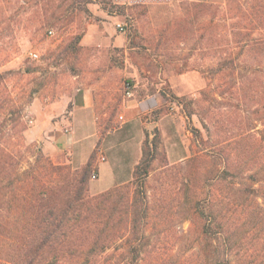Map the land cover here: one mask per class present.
<instances>
[{"label":"rangeland","instance_id":"374dc122","mask_svg":"<svg viewBox=\"0 0 264 264\" xmlns=\"http://www.w3.org/2000/svg\"><path fill=\"white\" fill-rule=\"evenodd\" d=\"M229 1L176 0L120 9L110 0H0V147L19 151L18 135L23 134L24 145L49 157L26 138L35 123L30 108L35 102L40 109L69 102L85 87L112 99L107 109L113 117L124 102L137 104L150 138L160 139L141 186L132 181L116 185L133 179L142 155L143 129L137 121L102 138L88 133L75 147L86 155H75L73 165L93 147L103 150L106 162L101 161L98 179L90 180V195L114 190L120 203L117 219L125 210L122 202L136 189L147 202L151 241L141 264H199L191 225L197 218L189 200L210 195L216 145L232 144L226 151L236 146L239 152L245 136L252 135L261 147L264 124L257 119L264 113L263 89L246 83L262 80L254 68L264 62V50L243 52L234 46L231 23L237 18L230 12L233 4L241 18L239 8L259 0ZM263 33L256 31L249 44ZM231 59L241 63L235 81L226 71L218 73V66ZM31 152L24 154L30 157ZM196 155L201 158L187 163ZM64 164H70L69 157Z\"/></svg>","mask_w":264,"mask_h":264},{"label":"trees","instance_id":"16d2710c","mask_svg":"<svg viewBox=\"0 0 264 264\" xmlns=\"http://www.w3.org/2000/svg\"><path fill=\"white\" fill-rule=\"evenodd\" d=\"M239 9L241 18L230 5L237 18L231 23L234 46L243 52L263 51L264 33L253 45L248 41L256 31H264V0ZM240 64L234 59L225 61L218 73L226 71L235 81ZM247 65L243 62L241 68ZM254 69V74L262 73V80L254 83L252 79L246 86L260 87L264 98V62ZM257 120L264 124V113ZM18 136L19 151L14 146L0 147V264H141L151 240L146 232L149 206L137 189L122 202L125 210L117 219L120 203L114 199V190L90 195L96 152L76 169L70 164H54L41 151L24 145L23 134ZM262 136L257 148L254 137L246 135L239 152L236 146L232 152L226 151L232 144L216 145L213 158L217 163L212 162L209 170L213 181L210 195L193 203L189 200L197 218L191 225L199 246V264H264V133ZM159 144L157 137L144 141L133 184L141 186L149 176ZM28 151H32L30 157L24 154ZM200 158L196 155L186 161Z\"/></svg>","mask_w":264,"mask_h":264},{"label":"crops","instance_id":"0c3cea01","mask_svg":"<svg viewBox=\"0 0 264 264\" xmlns=\"http://www.w3.org/2000/svg\"><path fill=\"white\" fill-rule=\"evenodd\" d=\"M175 1L176 0H110L113 5L131 8L169 5ZM111 101L112 99L110 98L104 100L100 96L95 95L93 88L85 87L78 89L77 93H75L69 102L68 100L50 102L44 106V108H41L42 110L37 102H35L33 107L30 108L31 113L35 115V123L34 126L27 131L26 138L32 142L39 143L44 152L54 163L64 164V160H68L69 157L70 164L76 169L84 166L89 161L92 154L96 152L98 157H96L95 169L99 177L101 161L104 163L106 162L103 150L100 149L99 146L93 147L84 161L82 160L76 163V165H73V162H75V155L80 158L84 155L81 148L75 151V147L81 145V142L87 138L88 133L91 136L102 138L106 135L108 136L116 133V131L123 126L133 121H137L138 126L143 129V139L141 141L142 148L144 141L148 138L146 134H148L149 137L151 134L147 124L144 123L143 118L139 114V110L136 106L137 104L128 103L127 105V103L124 102L122 105L123 109L118 114V117H113L109 114V109H107ZM103 110L105 111L102 113ZM101 115L104 119H100ZM99 122L103 123L101 124ZM109 125H112V127L108 128ZM86 128L89 129V132H87ZM105 128L106 130L104 132H100ZM102 158H105V160H102ZM130 181L132 180H125L116 185L125 184Z\"/></svg>","mask_w":264,"mask_h":264},{"label":"built area","instance_id":"2783aa9c","mask_svg":"<svg viewBox=\"0 0 264 264\" xmlns=\"http://www.w3.org/2000/svg\"><path fill=\"white\" fill-rule=\"evenodd\" d=\"M118 28L121 31L123 30V26L122 25H118ZM31 56H32L33 59H38L39 58L38 54H36V53H32ZM127 94L130 95L131 92H127ZM91 178H92V180H96L98 178V173H97L96 169H94V171L92 172Z\"/></svg>","mask_w":264,"mask_h":264}]
</instances>
